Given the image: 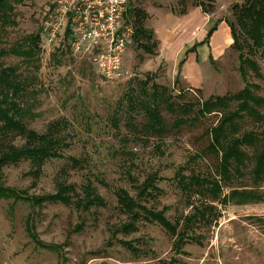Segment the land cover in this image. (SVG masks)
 Returning a JSON list of instances; mask_svg holds the SVG:
<instances>
[{"label":"rangeland","instance_id":"374dc122","mask_svg":"<svg viewBox=\"0 0 264 264\" xmlns=\"http://www.w3.org/2000/svg\"><path fill=\"white\" fill-rule=\"evenodd\" d=\"M195 2L179 0L169 7L175 15H180L188 3ZM52 3L53 0H23L17 4L13 13L15 23L0 26V49L8 51L23 45L21 42L26 36L39 34L44 13ZM234 3L224 17L235 24L231 12ZM137 4L131 8L145 12L144 6ZM159 22L158 26L163 27L168 20ZM170 28L172 37L176 38L174 25ZM64 50L48 53L43 46L32 62L7 53L0 57V67L15 66L17 73L27 80L22 96L27 127L44 132L49 122L66 119L68 126L64 133L68 146H63L62 152L65 156L83 159V167L68 168L66 159H50L35 179L26 174L30 170L29 161L21 160L3 167V180L7 186L29 195L53 193L58 171L67 166V180L76 184L78 192L81 184L91 179L104 198L105 206L83 210L73 204L44 202L31 208L22 199L0 198V264H163L172 258L176 259L175 264H264V201L225 205L214 202L216 216H211L209 224H197L190 232V239L200 240L201 244L189 242L183 246L181 254L172 248L174 236L156 222L140 220L135 231L122 232L120 226L127 219L114 194L117 187H123L136 197V189L127 180V170L136 178V184L148 173L155 172L160 193L142 203L155 210L166 207L165 215L170 221L192 211L174 175L179 166L184 167L185 174L215 172V158L204 153L205 132L217 122L219 114L211 113L175 128L173 122L186 115L171 113L162 107L168 132L158 137L142 130L140 113L133 112L134 128L128 125L125 95L139 90L138 82L153 73H156L154 81L166 86L180 103L198 104L212 95L235 93L244 86L238 70L239 52L230 45L219 57L215 55L212 65L201 57L196 66L192 56L184 71L194 81L180 83L174 80L176 74L164 73L165 63L168 72L174 71L175 61L182 57H177L176 44L156 57L133 43L124 54L130 76L116 80L101 77L87 57L74 56ZM254 58L262 77L249 72L248 81L256 83L257 92L264 95V55L257 52ZM244 126L255 130L261 127L248 120ZM122 136L130 138L126 145L120 140ZM16 142L21 143V140L16 139ZM230 185L264 191V183H254L246 170L243 177L232 179ZM228 190L229 186L225 185L223 191ZM190 202L198 203V196L192 197ZM31 212L29 228L36 238L25 228ZM34 239L51 247H43ZM129 244L139 249L140 254L133 253Z\"/></svg>","mask_w":264,"mask_h":264},{"label":"trees","instance_id":"16d2710c","mask_svg":"<svg viewBox=\"0 0 264 264\" xmlns=\"http://www.w3.org/2000/svg\"><path fill=\"white\" fill-rule=\"evenodd\" d=\"M22 2L23 0H0V26L15 23L13 19L15 6ZM231 12L235 24L228 20L226 22L232 37L231 47L239 52L238 70L244 82L241 90L232 94L212 95L198 104L180 103L166 86L154 81L156 73H153L138 82L139 90L129 91L125 95L129 110L128 125L134 128L133 112L140 113L143 116L142 130L158 137L168 132L161 114L162 107L171 113L186 115L173 122L172 126L175 128L185 123L196 122L211 113L219 114L217 122L205 132L207 143L204 153L215 158V172L185 174L184 167L179 166L174 175L177 187L191 205V212L170 221L165 215L166 207L155 210L142 203L160 193L157 185L159 178L155 172L148 173L141 183L136 184V178L127 170L126 177L136 189V197L130 195L123 187L114 190L117 205L127 219L121 224V231L126 234L135 231L140 220L156 222L174 236L172 248L175 253L183 254L182 248L189 242L201 244L200 240L190 239V232L197 224H209L211 216H216L214 202L225 205L229 202L244 204L264 201V191L230 185L232 179L243 177L245 170L254 183H264V95L257 92L259 86L256 83L248 81L249 72L258 78L262 77L254 56L257 52L264 55V0H242L240 3L232 4ZM143 17L144 13L140 10L135 11L134 43L148 53H155L157 42L153 40L152 32L143 26ZM213 30L214 28H210L201 43L208 40ZM21 43L24 44H19L8 51L0 49V57L12 53L32 62L43 47L38 33L26 36ZM64 51L68 52L67 49ZM26 81L17 73L15 66L0 67V198L22 199L28 202L31 208L44 202L73 204L83 210H89L93 206H105L104 198L97 192L91 179H86L78 192L76 184L67 180V166L61 167L58 171L53 193L29 195L5 184L3 167L21 160L29 161L30 170L26 174L35 179L42 173L44 163L50 159H66L68 168L83 167V159L65 156L62 152L63 146H68L64 133L68 126L66 119L60 118L49 122L44 132H37L25 124L26 109L22 96L26 89ZM233 103L234 108H231ZM191 113L192 116H188ZM246 120L261 127L256 130L246 129L244 126ZM16 139H20L21 143H17ZM120 140L126 145L130 138L122 136ZM97 180L106 184L102 179ZM225 185L229 186L227 193L223 191ZM195 196H198L199 202L191 203V198ZM203 198H208L209 201ZM32 216V212L28 214L25 228L32 238H36L32 228H29ZM36 242L40 243L37 240ZM40 244L43 247H51L44 243ZM128 246L133 253L140 254L139 249L130 244ZM175 262L176 259L172 258L162 263Z\"/></svg>","mask_w":264,"mask_h":264},{"label":"built area","instance_id":"2783aa9c","mask_svg":"<svg viewBox=\"0 0 264 264\" xmlns=\"http://www.w3.org/2000/svg\"><path fill=\"white\" fill-rule=\"evenodd\" d=\"M130 0H53L39 36L45 51L67 49L85 56L107 80L130 76L125 52L134 43V24L126 14Z\"/></svg>","mask_w":264,"mask_h":264},{"label":"crops","instance_id":"0c3cea01","mask_svg":"<svg viewBox=\"0 0 264 264\" xmlns=\"http://www.w3.org/2000/svg\"><path fill=\"white\" fill-rule=\"evenodd\" d=\"M177 1L179 0H130L126 17L134 24V13L139 9H132L133 5L138 3L137 5L144 6L145 12L141 11L145 15L142 20L143 26L152 32L153 39L155 38L158 47H156L155 53L149 54L159 57L161 53H164V50L168 51L176 44L177 49H179L177 57L180 55L182 57L178 62L175 61L174 71L170 70L169 72L167 71V63L162 60L166 64L164 73L167 76L176 74L174 79L176 82L189 83L194 81L184 71L189 58L194 56L196 66L202 58L205 63L212 65L215 55L219 57L226 47H230V28L224 15L231 3L241 0H196L193 4L188 3L182 14L175 15L172 7L169 6L170 3H176ZM152 20H154V23H152ZM161 20H168V23L160 27L158 24ZM172 25H174L176 38H173L170 32L172 31L170 28ZM210 28H214V30L208 40L201 43ZM163 57H165V54H163ZM159 66L160 64H158Z\"/></svg>","mask_w":264,"mask_h":264}]
</instances>
